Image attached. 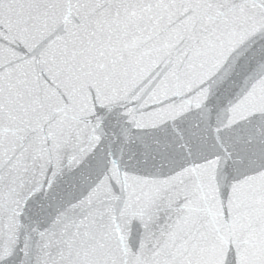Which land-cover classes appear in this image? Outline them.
Segmentation results:
<instances>
[{
  "label": "snow or ice",
  "instance_id": "1",
  "mask_svg": "<svg viewBox=\"0 0 264 264\" xmlns=\"http://www.w3.org/2000/svg\"><path fill=\"white\" fill-rule=\"evenodd\" d=\"M0 264H264V0H0Z\"/></svg>",
  "mask_w": 264,
  "mask_h": 264
}]
</instances>
